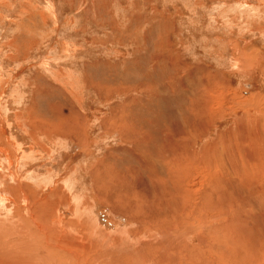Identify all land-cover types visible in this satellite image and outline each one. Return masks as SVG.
<instances>
[{"label": "rangeland", "instance_id": "rangeland-1", "mask_svg": "<svg viewBox=\"0 0 264 264\" xmlns=\"http://www.w3.org/2000/svg\"><path fill=\"white\" fill-rule=\"evenodd\" d=\"M263 152L264 0H0V252L103 264L63 240L94 222L188 230L181 264H264ZM190 156L202 207L174 189Z\"/></svg>", "mask_w": 264, "mask_h": 264}, {"label": "bare ground", "instance_id": "bare-ground-1", "mask_svg": "<svg viewBox=\"0 0 264 264\" xmlns=\"http://www.w3.org/2000/svg\"><path fill=\"white\" fill-rule=\"evenodd\" d=\"M216 97L218 98L217 95H216ZM253 136L255 137L254 140H256L258 138L257 134L256 135H253ZM241 138L242 139H246L247 136H245V134L244 135L242 134L241 135ZM257 141L258 140H256V142ZM254 147H255V144H254ZM253 151H247V152H250V154H251L250 160L252 161V163H254L253 161L256 160V159L253 158V156L255 158H257L260 155L256 151H254V152ZM263 154H264V152H263ZM174 157H176V156H174ZM190 157L191 158H188V157H186V158H184V157L182 158L181 157L182 159L180 158L181 160H184L185 159L186 166L179 168L178 171H180L186 177L185 178H182V179L178 178V180L176 181V183L173 182L174 183V189H175V191L182 190L185 193L186 198H188V199L194 200L197 197L202 202V203H199L198 206L202 207L203 205L205 206V199H206L207 196L204 197V191H203V189H200L197 192L194 191V187H193V183L195 181V180H193L194 177L192 178V176H191L192 173L190 175H187V172L190 173L191 170H192V168H193V167L191 168L192 163H193L191 161L192 156H190ZM174 160H175V158H174ZM178 161H180L179 158H178ZM251 161L249 162V165L251 164ZM261 163H263V162H261ZM195 164H197V163H195ZM243 169H244V167H243ZM254 171H255V169H254ZM261 172H263V174H264V170H262ZM205 173H207V172H205ZM205 173H202V179L201 180H203V182L205 180ZM193 176H195V175L193 174ZM257 176H259V175H257ZM182 181H183V183H181ZM179 186H182V188H180ZM260 188L261 189H264L263 188V185H261ZM167 193L169 194L168 199L170 198V201H171L173 199V197H174L173 196V192L171 193V192L168 191ZM130 198H133V197H130ZM117 200H119V199H117ZM133 202H134V200H133ZM140 211H141V209L138 212H140ZM191 211H193L194 214H196V212H197V210H191V209H187L186 207L181 208L180 206H177V209L173 212V214L171 216L175 217V220L176 221H178L179 219H182V220L184 219L185 220V217H188V215H189V213ZM134 213H135V211H134ZM131 214L134 215L133 213H131ZM139 214H141V213H139ZM145 214L146 213L143 212L140 215L141 216V219H142V222L144 224L143 225L136 226V229L139 230L141 228V226H144V227L149 226V229L158 230V228L155 226V223L156 222L155 221L153 222L152 220H149L151 218H148ZM147 214H149V213H147ZM125 215H127V217L129 216V218L132 219L131 215L128 214L127 212H126ZM135 217H136V215H135ZM142 222L140 220L139 223L142 224ZM36 224H37V226H39V223L38 222ZM94 224L95 223L92 222V223H89V225L88 224L85 225L86 228H87V235L86 236H83L82 238H84L85 241L87 240L86 241L87 243H85L84 241L78 239L77 238L78 236H73V234L71 232H69L70 230L67 232V234H68L69 237L66 236V239H63V240H64L65 243L68 242L69 244L72 243V242L78 241L79 243H77V244H79L82 249L90 248L91 245H92V249H95L96 250V252L94 253L95 254V258H93V259H96L98 261H102L103 264H115L117 262H127V263L133 262L132 264H168V262H169L171 264H177V263L178 264H181L180 258H182V256H184L185 261L186 260H189V258H190L189 255L190 254L188 255L187 252H190L191 250H193L192 249V246H190V244L188 243L189 237L191 235L188 230H184V231L181 230L180 232H182V233L173 234L176 230L179 232V228L177 226L174 227V229H170V228H168V229H162L163 232H169V234H167V233H159L157 231H154L153 233H150V235L152 234L151 236H147V233H146V235L144 233V236H139L141 238H139L138 240H136V241L135 240H132L131 241L129 239L130 237H128L126 231H124L123 233H121L119 235L111 234L110 232H106V231L102 230L100 227L94 228ZM157 224H160V223H157ZM65 226H68V225H65ZM125 230H126V228H125ZM189 230H191V228ZM54 233H56V232H54ZM62 235H63V232H62ZM79 238H81V236H79ZM29 240L30 239L27 238L26 244L29 242ZM46 243H47V241H46ZM85 245H86V247H85ZM179 245H180V247H179ZM14 249H15V255H14V253L10 254L11 252H9L10 255L7 256V253H5L4 251L0 252V264H37L36 262H40L39 260L41 259L42 255H45L46 254L42 250H37V249H36L35 254H34V252L32 253L29 250L28 251L22 250V249H19V248L15 247V246H14ZM33 250H35V249H33ZM181 251H182V255H181ZM58 253H60V252H58ZM68 253L70 255H73V257H76V258L78 257V254L75 251L69 250ZM59 259H61V258H59ZM103 259H105V260L103 261ZM210 259L213 260V263L218 264V262H217L218 259H216V258H210ZM155 260H156V262H155ZM64 261H66V258H65ZM45 262H46V257H45ZM185 263H187V262H185ZM211 263H212V261H210V260H204L202 264H211ZM40 264H41V262H40ZM194 264H196V263L194 262ZM252 264H253V262H252Z\"/></svg>", "mask_w": 264, "mask_h": 264}]
</instances>
